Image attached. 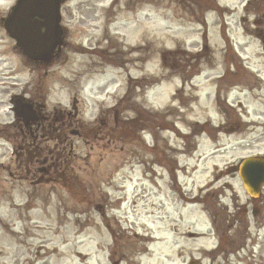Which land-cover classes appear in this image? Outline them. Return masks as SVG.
Listing matches in <instances>:
<instances>
[{
	"label": "rangeland",
	"instance_id": "rangeland-1",
	"mask_svg": "<svg viewBox=\"0 0 264 264\" xmlns=\"http://www.w3.org/2000/svg\"><path fill=\"white\" fill-rule=\"evenodd\" d=\"M135 1L66 0L63 43L37 71L23 67L0 23V120H13L11 98L21 94L43 101L50 120L72 113V124L83 122L71 129L87 135L75 170L93 202L49 184L12 189L0 174V264H134L112 253V230L139 249L153 243L141 264H264V189L254 200L226 172L264 156V45L243 16L247 0H218L215 12ZM251 1L263 17L264 0ZM16 2L0 0V20ZM128 90L124 119L158 113L154 127L139 123L149 126L141 133L149 153L138 142L96 140L105 111ZM12 156L0 140V163ZM211 225L226 244L217 257L206 252L216 244Z\"/></svg>",
	"mask_w": 264,
	"mask_h": 264
},
{
	"label": "water",
	"instance_id": "water-1",
	"mask_svg": "<svg viewBox=\"0 0 264 264\" xmlns=\"http://www.w3.org/2000/svg\"><path fill=\"white\" fill-rule=\"evenodd\" d=\"M62 0H20L7 23L8 32L31 57L48 58L59 44V4ZM37 17V18H36ZM45 28L44 33L41 29ZM15 112L19 117L32 120L33 106L17 101ZM228 172H239L246 191L253 197L264 185V157H248ZM115 264H118L115 263Z\"/></svg>",
	"mask_w": 264,
	"mask_h": 264
},
{
	"label": "flooded vegetation",
	"instance_id": "flooded-vegetation-1",
	"mask_svg": "<svg viewBox=\"0 0 264 264\" xmlns=\"http://www.w3.org/2000/svg\"><path fill=\"white\" fill-rule=\"evenodd\" d=\"M172 1V0H170ZM177 2L183 3L187 0H176ZM37 63V62H36ZM24 96V95H21ZM31 102L35 105L36 111H37V117H35V120L25 124L22 122L23 120L17 119V121L7 124V127L0 126V129L5 130V132H10L8 134H1V138L7 139V142H11L14 147H16L17 154L21 156L20 161V167L22 169H25L26 172H18L14 173L11 171V165L8 166L10 169L9 171V177H20V178H37V180L41 181L45 178L52 179L54 174L51 175V170H55L59 166L60 158H52V161L49 160L47 156H44V151L42 149V144H53L54 151L56 150V147L58 145V142H61L60 138V131L62 129L64 139L67 138V135L65 133L66 129L68 127H71L72 125L66 126L64 124L59 123V118H56L54 116L53 119L50 120L49 116H45L43 113L45 111V108H40V102H34L31 100ZM117 113L115 114V123H117V126H119V120L117 118ZM3 120H0V124ZM47 122V123H46ZM101 124L104 127L109 126L108 119L102 120ZM4 125V124H3ZM15 127L14 131H11V128ZM0 130V132H2ZM14 132V133H13ZM70 134L73 135H80L74 134L73 130H70ZM63 139V140H64ZM75 145L72 143L71 147H74ZM49 151L48 154L51 153L49 147H46ZM76 148V147H75ZM21 151V152H20ZM30 151V160H24L23 154L27 153L29 154ZM41 152L43 156H40L43 160H38L37 153ZM73 157H76V153L72 150ZM19 159V158H18ZM39 163V164H38ZM16 164H19L18 160L16 161Z\"/></svg>",
	"mask_w": 264,
	"mask_h": 264
},
{
	"label": "trees",
	"instance_id": "trees-1",
	"mask_svg": "<svg viewBox=\"0 0 264 264\" xmlns=\"http://www.w3.org/2000/svg\"><path fill=\"white\" fill-rule=\"evenodd\" d=\"M147 121L149 123L152 122L150 116L148 117ZM121 124L124 125L125 128L130 127L131 129H133L136 127V121L135 122L130 121V122H126V123L121 122ZM124 131H126V130L124 129ZM125 134L127 135V132H125ZM60 138H61L60 148L58 149V152L56 153V156L58 155V157L60 158L59 169H58V171L60 173V177H58L57 182H59L60 184H62V186L66 187L69 190L70 189L73 190V188H74L75 190L79 191L80 192L79 195L83 194L87 200L85 202L88 203V202H90V199H89L90 195L89 194L85 195V186L82 184L81 179H79L77 177H71V176H69L68 178L66 177L67 169L65 170L64 168H65V165H68V158H70L71 154H70V145L63 146V148H62V142L64 139L62 129L60 131ZM117 138H119V140L123 139V137L121 138L120 135L117 136ZM125 140H128V138H126ZM70 183H75V186L72 184L70 185ZM126 242H128V239L126 240ZM126 242H125V244H129ZM119 244H120V242H119ZM118 251H120V253L118 252L119 255H123V257H125L126 254L129 256L132 255L130 253V248L126 245L120 246Z\"/></svg>",
	"mask_w": 264,
	"mask_h": 264
}]
</instances>
